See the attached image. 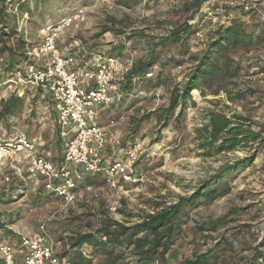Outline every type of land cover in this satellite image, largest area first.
<instances>
[{
    "label": "rangeland",
    "instance_id": "1",
    "mask_svg": "<svg viewBox=\"0 0 264 264\" xmlns=\"http://www.w3.org/2000/svg\"><path fill=\"white\" fill-rule=\"evenodd\" d=\"M192 1L66 0L46 15L35 10L21 11L17 0L5 4L10 26L4 29L6 22L0 19L3 24L0 49L3 45H19L18 49L26 50L40 44V30L45 21L61 19L76 8L85 7L86 22L78 30L69 29L60 39L63 51L73 49L74 44H70L77 37L88 51L78 54L79 61L87 60L91 52L103 50L133 62L145 59L152 52L158 62L149 69L153 73L151 77L139 79L128 95L116 98L99 114L100 125L120 140L119 145L110 144L106 148L105 158H122L130 145L141 143L137 169L148 174L147 182L112 187L103 175L95 174L90 182L79 184L76 201L66 206L58 196L29 178L23 156L8 159L0 167V243L8 236L36 230L41 221H46L53 237L63 242L61 255L71 261L80 253L71 245L77 234H97L107 217L131 225L158 207L191 195L220 168L253 155L249 164L241 169L236 166L225 178L230 187L227 194L214 200L202 198L189 210L183 234L166 258L168 264H181L187 257L210 251L221 254V264H264V148L250 143L231 151L212 150L204 154L206 150L200 146L198 132L208 123L209 112L216 111L246 119L247 126L264 137V44L232 52L242 68L237 76L227 80V88L242 91L245 94L242 98L230 101L225 91L213 94L207 90L204 95L193 90L173 112L164 113L174 88L182 87L193 67L189 57L203 51L217 26L228 24L238 16L243 17L247 28L258 33L259 17L244 15L241 8L229 5V0H204L195 12L189 6ZM186 22L195 31L186 43L155 46L171 29L182 27ZM12 26L19 31L24 44L17 35L8 34ZM0 56L6 63L8 52L0 50ZM28 61H22L21 66ZM177 61L186 62L179 65ZM158 74L165 83L149 90ZM11 93L0 86V109L2 101ZM17 135L36 140L40 150L51 158L59 159L63 155L64 143L58 134L55 111L47 97L39 93L25 98L14 114L0 117V139ZM214 221L218 225L211 231L209 226ZM227 242L232 243V251H225ZM90 247L91 264H99L104 255ZM258 254L262 258L257 259ZM136 259L125 250L121 264H136ZM152 264L160 262L154 260Z\"/></svg>",
    "mask_w": 264,
    "mask_h": 264
},
{
    "label": "built area",
    "instance_id": "2",
    "mask_svg": "<svg viewBox=\"0 0 264 264\" xmlns=\"http://www.w3.org/2000/svg\"><path fill=\"white\" fill-rule=\"evenodd\" d=\"M228 4L254 11L264 32V0H229ZM86 20L87 9L78 7L59 21L43 25L42 41L33 46L30 61L13 71H6V63L0 56V86L26 98L37 93L47 97L64 143L62 157L53 159L26 135L0 139V167L8 159L23 156L29 178L53 192L66 206L76 201L79 184L86 174H101L112 187L121 183L138 186L148 180V174L137 169L142 144L130 145L122 158L107 160L106 148L110 144L119 145L120 140L99 123L100 111L120 97L122 81L133 61L103 50L91 52L87 60L79 61L78 54L88 51L77 37H73L70 45L74 44V48L68 49L67 54L59 46L66 31L80 29ZM3 28L7 30L6 25ZM152 74L149 71L145 76ZM132 80L135 84L139 78ZM100 240L106 241L107 236L100 235ZM62 244L53 237L47 222L41 221L36 230L0 244V264H77L61 255ZM76 249L83 257L93 259L88 243Z\"/></svg>",
    "mask_w": 264,
    "mask_h": 264
},
{
    "label": "trees",
    "instance_id": "3",
    "mask_svg": "<svg viewBox=\"0 0 264 264\" xmlns=\"http://www.w3.org/2000/svg\"><path fill=\"white\" fill-rule=\"evenodd\" d=\"M0 19L9 25L6 16V3H13L14 0H1ZM66 0H17L18 9L23 12L32 13L33 10L40 11L42 15L52 13L57 4ZM204 0H194L189 5L196 12L200 9ZM138 2V0H131ZM128 2H124L125 5ZM243 10L244 15L256 14L254 11L246 10L241 6H237ZM257 15V14H256ZM58 20L45 21L47 23H55ZM42 25V26H43ZM10 26V25H9ZM247 23L243 17H233L228 24H219L214 35L208 40L203 51L198 55L189 57V61L193 63V67L182 87H175L170 98L169 105L164 109V113L173 112L180 104H183L186 98L190 96L191 91L199 90L205 95L207 90L217 94L225 91L230 101L240 99L245 94L242 91L233 92L227 88L228 79H232L241 71V65L238 59L233 57L232 52L238 49L249 50L264 44V32L256 33L247 28ZM107 29L108 27H104ZM191 30V33H190ZM10 36L17 35L21 38L20 42H24L19 31L13 26L8 30ZM192 32V26L187 22L179 28H173L169 31V35L160 39L155 46L172 42L186 43ZM24 44V43H23ZM19 45L1 47L2 52H8L6 62V71H13L21 66L22 61H30V52L33 47H27L26 50L18 49ZM186 52V51H185ZM158 62V57L152 52L145 58L133 62L129 73L126 75L121 84V95H128L133 89V78H144L145 74ZM186 61H177L179 65ZM264 70V68H263ZM165 83L158 74L155 82L150 84L148 89H155ZM25 96H20L16 91L12 92L9 98L2 101L0 109V117L12 115L22 105ZM237 115L227 116L226 114L210 111L208 114V123L198 130L201 142L200 146L206 150L204 154H210L212 150L216 152L231 151L239 147H246L250 143H258L264 148V137L261 133L256 132L247 126L246 119H241ZM253 160V155L236 161L235 165H226L209 180H205L202 185L188 196H180L178 200L169 205L160 206L154 212L145 215L140 220L131 225H126L116 221L111 217H107L101 222L97 229V234L81 233L77 234L71 243L76 248L83 243H88L104 255V260L99 264H121V260L125 258V250L136 256V264H152L154 260H158L160 264H168L166 255L180 240L183 234V227L187 223L186 217L189 210L193 208L200 199L214 200L224 196L230 190L229 183L225 179L234 172L235 167L241 169ZM95 174H86L81 183L91 181ZM49 193H53L48 191ZM209 230L213 231L217 228L218 221L210 223ZM204 230V227H199ZM100 235L107 236L106 241L100 240ZM225 251H232L231 242L226 243ZM262 258L257 255L256 258ZM71 262L77 264H91L92 259L83 257L80 253L78 257L71 259ZM220 253H200L193 257L185 258L181 264H221ZM226 264V263H222Z\"/></svg>",
    "mask_w": 264,
    "mask_h": 264
},
{
    "label": "crops",
    "instance_id": "4",
    "mask_svg": "<svg viewBox=\"0 0 264 264\" xmlns=\"http://www.w3.org/2000/svg\"><path fill=\"white\" fill-rule=\"evenodd\" d=\"M64 53L65 54H67L68 52H66V51H64ZM64 152V151H63ZM54 159V158H53ZM14 238H19V235L17 234V235H12V236H8L7 238H5L6 239V241H4V242H10V241H14ZM3 243V242H2ZM1 244V243H0ZM68 258V260H69V257H67ZM70 261V260H69Z\"/></svg>",
    "mask_w": 264,
    "mask_h": 264
}]
</instances>
